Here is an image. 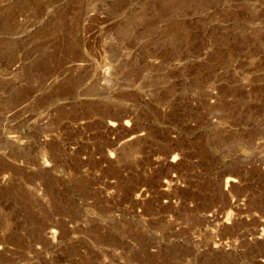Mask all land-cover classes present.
Here are the masks:
<instances>
[{"label":"rangeland","instance_id":"374dc122","mask_svg":"<svg viewBox=\"0 0 264 264\" xmlns=\"http://www.w3.org/2000/svg\"><path fill=\"white\" fill-rule=\"evenodd\" d=\"M0 264H264V0H0Z\"/></svg>","mask_w":264,"mask_h":264},{"label":"bare ground","instance_id":"6f19581e","mask_svg":"<svg viewBox=\"0 0 264 264\" xmlns=\"http://www.w3.org/2000/svg\"><path fill=\"white\" fill-rule=\"evenodd\" d=\"M50 234H53V231H50ZM52 236V235H51Z\"/></svg>","mask_w":264,"mask_h":264}]
</instances>
